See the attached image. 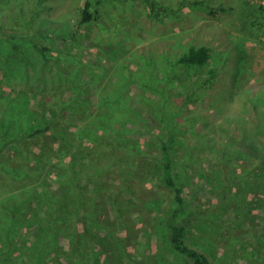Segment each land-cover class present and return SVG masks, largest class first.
Segmentation results:
<instances>
[{"label":"rangeland","instance_id":"374dc122","mask_svg":"<svg viewBox=\"0 0 264 264\" xmlns=\"http://www.w3.org/2000/svg\"><path fill=\"white\" fill-rule=\"evenodd\" d=\"M90 1L94 18L83 27L85 0L0 1V88L8 97L1 130L4 118L12 136L30 132L45 93L67 101L88 85L85 103L67 117L81 140L111 137L159 157L155 138L133 119L150 110L140 98L165 105L178 137L176 170L189 181L181 218L199 217L189 242L213 264H264V8L253 0H153L167 8L160 15L147 0ZM192 47L210 49L205 66L177 64ZM177 88L196 91L180 111ZM74 164L51 166L17 195L18 213L1 206L0 264H189L160 225L171 200L153 174L123 191V181L98 174L100 163ZM142 181L156 192L153 202L128 207L121 219L130 190L150 196ZM81 201L96 209V230Z\"/></svg>","mask_w":264,"mask_h":264},{"label":"trees","instance_id":"16d2710c","mask_svg":"<svg viewBox=\"0 0 264 264\" xmlns=\"http://www.w3.org/2000/svg\"><path fill=\"white\" fill-rule=\"evenodd\" d=\"M0 1L3 2L4 0ZM147 3L151 10L157 12V14L161 15L162 12L167 11L166 7L158 8L153 0H147ZM190 3L198 4L197 1ZM2 8L3 5L0 4V10ZM93 18L92 2L85 0L80 27L91 23ZM12 26L19 27L16 24ZM77 32H79L78 28ZM39 49L41 51L46 50ZM209 57L210 49L208 47H192L187 53L178 58L177 64L205 66ZM80 88H82V85ZM84 88V91L80 89V93L67 101L62 100L54 92L45 93L37 111L40 122L30 132L22 130L20 134L12 136L9 134L11 123L7 126V124H4V118H2V126L6 130H1L0 126V208L3 206L11 209L13 206L12 212L18 213L15 210V208L20 207L17 195H21V193L29 191L33 186L41 183L51 166L59 167L66 159H70L75 164L78 163L77 165L87 161L88 164L97 167L100 163L103 170L98 171V174L100 176L108 174L115 177L116 180L123 181L124 183L121 186L123 191L127 189L124 190L125 185L138 178L137 175H142L141 178H148L149 175L153 174L152 177L158 179L160 184L169 191L171 202L166 210L160 208L161 218L159 222L165 229L171 249L187 260L189 264H213L207 253L192 245L188 240L189 228L198 222L199 217L191 213L187 218H181L182 212L187 205L185 191L186 187L189 186V181L184 174L182 175L176 170L178 137L176 129L168 126L169 122H167L166 118L168 113L164 110L166 109L165 105L160 107L154 101L140 98L145 100V103L152 102L149 103L151 107L150 110H147V115H139L140 117L137 118L135 113H138L132 110L134 112L133 115H135L133 120L138 123L137 127L142 128L144 132L150 133L155 138V143L160 149L159 157L149 151H138L136 148L111 137L101 138L100 135H96L90 137L88 142H84L75 129L69 126L70 122L67 118L70 113L73 115L76 112V106L85 103V100H83L85 92L92 91L91 86L86 85ZM4 90V88H0V104H3L8 98ZM181 91L177 88L173 90L174 94H171L172 98L175 96L177 98L175 100L180 102L177 108L179 111L192 102L196 94V91H193L184 96ZM155 111L156 113L153 114L152 112ZM157 111L161 112L162 116H159ZM129 120L131 121L130 118ZM205 151V154H209L211 153V148L207 147ZM215 157L221 159L220 154H216ZM149 159L152 161L150 165L148 163ZM114 170H118L117 176L112 174ZM150 185L147 181L140 183V190L144 188L147 193H151L145 199L137 197V188L136 190H130L129 202L126 205L123 203L118 205L121 219H125L124 216L129 211L128 207L135 208V204H139L142 209L147 202H153L156 192H153ZM159 204L157 207H160ZM81 209L82 213L88 216L87 219L92 228H95L93 230H96L100 225V221L97 219V211L96 209L94 210V206H91V211L95 213H89L85 207V201H81ZM140 217L142 216L140 215ZM121 226L125 227V229L130 228L129 220L122 222ZM83 236H80V243H83ZM74 251L81 253L82 249L77 248L76 251V248H74ZM130 259H133L132 255H130Z\"/></svg>","mask_w":264,"mask_h":264},{"label":"built area","instance_id":"2783aa9c","mask_svg":"<svg viewBox=\"0 0 264 264\" xmlns=\"http://www.w3.org/2000/svg\"><path fill=\"white\" fill-rule=\"evenodd\" d=\"M255 4H257L259 7L264 8V0H253Z\"/></svg>","mask_w":264,"mask_h":264}]
</instances>
